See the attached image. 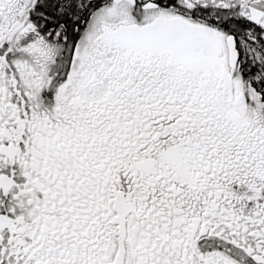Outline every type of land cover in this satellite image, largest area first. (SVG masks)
Instances as JSON below:
<instances>
[{
	"label": "snow or ice",
	"instance_id": "snow-or-ice-1",
	"mask_svg": "<svg viewBox=\"0 0 264 264\" xmlns=\"http://www.w3.org/2000/svg\"><path fill=\"white\" fill-rule=\"evenodd\" d=\"M0 264H264V0H0Z\"/></svg>",
	"mask_w": 264,
	"mask_h": 264
}]
</instances>
